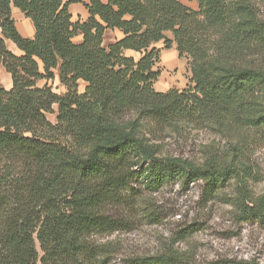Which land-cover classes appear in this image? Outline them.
<instances>
[{
  "label": "trees",
  "instance_id": "obj_1",
  "mask_svg": "<svg viewBox=\"0 0 264 264\" xmlns=\"http://www.w3.org/2000/svg\"><path fill=\"white\" fill-rule=\"evenodd\" d=\"M197 1L200 12L178 0H0V69L12 81L10 90L0 81V264H107L91 237L123 227L111 210L129 202L138 180L153 192L200 181L208 197L236 180L248 193L245 168L161 157L146 142L148 124L238 122L264 132V65L249 61L254 49L264 58V20L255 10L264 0ZM77 4L88 11L84 22L72 21ZM13 9L32 22V39L20 34ZM115 30L123 38L105 47ZM168 32L191 60L193 86L183 92L154 89L161 75L154 45L171 49ZM56 78L63 95L39 86ZM54 114L55 124L47 118ZM247 202L246 213L263 221L264 194Z\"/></svg>",
  "mask_w": 264,
  "mask_h": 264
},
{
  "label": "rangeland",
  "instance_id": "obj_2",
  "mask_svg": "<svg viewBox=\"0 0 264 264\" xmlns=\"http://www.w3.org/2000/svg\"><path fill=\"white\" fill-rule=\"evenodd\" d=\"M178 1L200 12L197 0ZM255 10L264 20V5L258 4ZM14 13L13 18L22 32L26 18L17 11ZM77 20H81L80 15L73 16L72 21ZM165 36L172 47L166 49L165 41L154 45L159 51L155 71L161 73L154 89L158 93L183 92L193 86L191 60L179 56L173 33ZM216 40L213 36L208 42L211 53ZM78 41L80 38L74 40ZM114 42V36L109 33L105 47ZM7 45L15 55H20L11 43ZM126 55L139 59L135 53ZM262 56L261 51L254 49L249 61L254 66L264 65ZM0 81L4 89L12 88L10 76L3 68ZM45 84L58 95L65 93L58 78L41 82L39 86ZM84 87L80 83V93ZM47 118L56 123L55 114ZM145 129L147 144L161 157H177L199 166L211 159L245 168L248 193L236 180L228 182L212 197L206 195V186L200 181L188 187L177 181L158 192L148 189L141 180L134 182L132 191L126 194L129 202L111 210V215L121 219L123 227L91 237L94 247L105 252L107 264H125L129 259L162 254L175 256L178 264H264V220H256L246 213L251 207L248 197L264 194V132L238 122L219 126L181 124L175 128L148 124Z\"/></svg>",
  "mask_w": 264,
  "mask_h": 264
},
{
  "label": "crops",
  "instance_id": "obj_3",
  "mask_svg": "<svg viewBox=\"0 0 264 264\" xmlns=\"http://www.w3.org/2000/svg\"><path fill=\"white\" fill-rule=\"evenodd\" d=\"M102 2L106 3L107 0H102ZM14 11H17L20 13V11H18L17 9H13V16H14ZM70 12L72 14V19H73V16L74 15H77V17L80 15L81 16V21L84 22L85 20H87L88 18V11L86 10V8L81 5V4H77V5H72L70 7ZM22 14V13H21ZM23 15V14H22ZM24 16V15H23ZM78 21V20H77ZM76 21V22H77ZM17 26V24H16ZM18 28V27H17ZM19 30V29H18ZM20 34L24 37V38H29V39H32L35 35V30H34V27H33V24L30 20L26 19V21L24 22V25L22 27V32L21 30H19ZM111 33L113 36H114V39H115V42L122 39L123 38V34L118 31V30H115V31H108L106 32V35H105V38L107 37V35ZM80 38V41H78V43L81 42L82 38L81 37H78ZM77 39V38H76ZM114 42V43H115ZM14 46V45H13ZM104 46H105V39H104ZM15 47V46H14ZM16 48V47H15ZM12 52V51H11ZM126 53H133V52H126ZM11 79V78H10ZM45 82V81H44ZM85 86V84H84Z\"/></svg>",
  "mask_w": 264,
  "mask_h": 264
}]
</instances>
